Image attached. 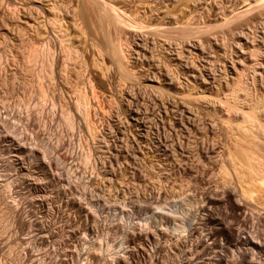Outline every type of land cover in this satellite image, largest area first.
Segmentation results:
<instances>
[{
  "label": "rangeland",
  "instance_id": "rangeland-1",
  "mask_svg": "<svg viewBox=\"0 0 264 264\" xmlns=\"http://www.w3.org/2000/svg\"><path fill=\"white\" fill-rule=\"evenodd\" d=\"M110 1L141 28L88 0H0V264L258 262L217 222L264 245L246 166L264 160V0ZM53 2L79 57L39 84Z\"/></svg>",
  "mask_w": 264,
  "mask_h": 264
},
{
  "label": "bare ground",
  "instance_id": "bare-ground-1",
  "mask_svg": "<svg viewBox=\"0 0 264 264\" xmlns=\"http://www.w3.org/2000/svg\"><path fill=\"white\" fill-rule=\"evenodd\" d=\"M260 1V0H259ZM88 2L91 3V6L93 5H96L97 9L101 12V15L104 17V19L108 22V24L112 23L114 25H117V27H131V28H135V27H140L141 28V25L136 21V20H133L132 22L131 19H130V15L127 14L123 9H120L118 6H116L114 3H112L110 0H88ZM262 4V3H261ZM264 4V2H263ZM49 23L51 24L50 26V31L46 34V36L43 38V42H41L43 45L42 49H44L45 51V54L47 56V59H46V62H45V65L40 68L39 70V74H36V79L37 81L39 82V84H42V80L40 78H46L49 82H51L53 79H54V76H55V71H54V66H55V61H56V58H57V55H58V52L59 53H62L63 54V62H62V67H61V71H64L65 70V67L67 66V63L68 61H74L77 57H79L77 54H78V50L76 48L75 45H73V43L71 42V38H70V33H69V30H68V24H67V21L65 20L64 18V15L62 14V10L60 9V5H58L57 3L53 2V12H52V17L51 19H49ZM117 28V30H118ZM138 29V28H137ZM157 32H162L164 31V29H159V28H156L155 29ZM119 40H118V39ZM115 39H116V42H117V45L119 47V51H120V55L117 54V50H116V45L115 47L111 44H108L109 46V49L110 51L112 52V54L116 57L115 60H116V63L119 65V67L121 68V70H123L125 67H124V64L122 62V58H124V55L122 54V47H121V44L122 42L120 41V37L118 35H115ZM108 42H112L109 38H108ZM74 54L75 57H73L72 55ZM105 74V73H104ZM107 74V73H106ZM90 84V83H89ZM43 91H45V88H42ZM85 97V96H84ZM66 116V120L67 121H70V116L68 115H65ZM243 115L241 114V117ZM247 116H249L247 113H246V116H243V120L244 121V117L245 119L249 120L250 118H248ZM250 117V116H249ZM1 118V117H0ZM252 119V118H251ZM251 121V120H250ZM254 121V120H253ZM253 121H251L250 123L252 124ZM1 122V121H0ZM2 122H4L2 120ZM244 123V122H243ZM248 123V122H246ZM257 124V123H256ZM251 127V126H250ZM252 128V127H251ZM247 130V129H246ZM251 132V131H250ZM238 143V142H237ZM11 145L15 146V147H21L23 150H26L28 152H30L31 154H34L38 160L41 162L42 166L44 168H47L49 169L50 168V162L45 158V155L43 152H41L39 150V148L37 146H35V144L28 138V137H25V140L23 141V144L20 145L18 143H10ZM240 145V144H239ZM241 146V145H240ZM240 148V147H239ZM243 148V147H242ZM241 148V149H242ZM240 149V150H241ZM229 152L230 149L228 150ZM233 152V151H232ZM244 153V152H243ZM246 153V152H245ZM244 153V154H245ZM249 153V152H248ZM251 153V152H250ZM231 154H234L231 153ZM230 155V153H229ZM228 155V156H229ZM251 155V157L247 156L245 158L247 159H251V161L254 160L255 157L252 156V153L249 154ZM235 154L232 156L235 158ZM254 156H256L254 154ZM238 158V156H236ZM261 160V157L257 155L256 158H258ZM228 158V157H227ZM236 158V159H237ZM231 159V158H230ZM236 159H233V160H230V161H234ZM241 159V158H240ZM238 159V160H240ZM259 159H255V161L253 162H249L248 164H246L244 161H240V162H244L246 164V166H248L247 168L249 169L250 168V172L249 173L251 176L253 175H256L257 172H254L253 170L254 169H257V171L259 172V174L261 175L258 179H255L256 177L254 176V179L256 180V184L260 181V185L264 184V160L262 161H259ZM264 159V158H262ZM227 160V159H226ZM225 160V161H226ZM228 161V160H227ZM235 162V161H234ZM234 162H230L231 164L234 163ZM238 163L240 164L241 166H243V164L241 163ZM229 164V163H228ZM230 165V164H229ZM240 166V168H241ZM245 166V165H244ZM243 166V168H245ZM225 167V166H224ZM239 168V167H238ZM239 171V170H238ZM247 171V169L245 170ZM249 171V170H248ZM255 173V174H252ZM238 173V172H236ZM235 173V174H236ZM240 173V172H239ZM244 173V172H243ZM246 173V172H245ZM247 174V173H246ZM245 174V175H246ZM248 174V176H249ZM257 174V175H259ZM241 177L243 176L242 174H240ZM246 176V177H248ZM249 178V177H248ZM241 179V178H240ZM244 179V177H243ZM250 179V178H249ZM248 179V180H249ZM252 179V177H251ZM250 179V180H251ZM247 180V182H248ZM254 180V181H255ZM252 181V182H254ZM240 182V181H239ZM243 182V181H241ZM246 182V181H245ZM249 183V182H248ZM241 184V183H240ZM250 184H253V183H250ZM249 184V185H250ZM255 184V186H256ZM254 185V184H253ZM251 187V186H250ZM249 187V189H243V190H240V195L244 196L245 197V194L248 195V196H252L251 192L253 191L251 188ZM247 188V187H246ZM250 190V191H249ZM261 191V190H260ZM264 191V190H263ZM240 196V197H241ZM251 196H250V200H251ZM242 197V198H244ZM255 199V198H254ZM247 200V199H245ZM248 200H249V197H248ZM253 200V199H252ZM233 209H234V206L232 205L231 206ZM238 207V206H237ZM206 209V206L205 205H202L201 207V210H205ZM8 210L10 211L11 213V216L12 218L14 219V221H16L20 226L23 225V220L20 216V213L19 211L13 207L12 205H9L8 204ZM11 221V220H10ZM9 221H5V227L6 225H8ZM218 225H220L222 227V230H223V233H224V236H225V239L227 241V243L230 245V246H235L236 244L238 243H241V242H247L248 245H250V250L254 249L259 253H261V257L259 259L258 262H248L246 264H264V245H263V242H261L260 240H252L250 237H243L242 236V231H237V232H234L230 226H227V225H224L222 224L219 220L217 222ZM247 235V234H246ZM210 236V235H209ZM209 236H207L206 239L209 238ZM254 238H257V236H253ZM244 244V243H243ZM238 245H241V244H238ZM237 247V246H236ZM246 248V247H245ZM238 249V248H237ZM234 250V249H232ZM248 250V249H247ZM239 251V250H238ZM255 251V252H256ZM249 251H246L245 249L244 250H241L239 252V255L240 257H246L247 254L249 253H252V252H249ZM236 253V252H235ZM234 254V253H233ZM238 254V253H237ZM235 257V256H234ZM220 264H226V263H223L221 260H220Z\"/></svg>",
  "mask_w": 264,
  "mask_h": 264
}]
</instances>
